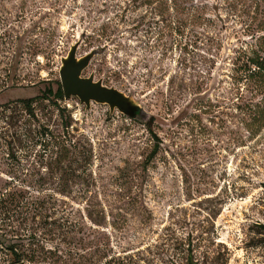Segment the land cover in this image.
<instances>
[{
	"label": "rangeland",
	"instance_id": "1",
	"mask_svg": "<svg viewBox=\"0 0 264 264\" xmlns=\"http://www.w3.org/2000/svg\"><path fill=\"white\" fill-rule=\"evenodd\" d=\"M169 5L161 35L143 0H0V104L10 102L0 107V189L56 171L53 150L91 155L75 165L82 178L68 181L64 161L49 179L90 186L66 198L81 232L64 242L38 231L59 264H126L128 248L141 250L139 264H264V129L252 135L237 120L231 78L236 52L264 44V0ZM77 42V57L96 51L83 76L132 96L138 117L42 95L61 84ZM18 98H34V115ZM149 124L160 137L152 158ZM89 198L93 220L78 211ZM12 263L0 243V264Z\"/></svg>",
	"mask_w": 264,
	"mask_h": 264
},
{
	"label": "trees",
	"instance_id": "2",
	"mask_svg": "<svg viewBox=\"0 0 264 264\" xmlns=\"http://www.w3.org/2000/svg\"><path fill=\"white\" fill-rule=\"evenodd\" d=\"M171 0H143V3L152 6V12L161 18L164 25L160 24V20L156 21L161 35L164 29L172 28L171 21L166 17L170 8ZM165 21L168 23L165 24ZM154 26V25H149ZM237 56L232 62L233 83H235V108L238 111L236 117L239 123L247 132L256 135L264 129V44L258 45L250 50H241L236 52ZM145 75H138L136 79L144 78ZM139 79V80H140ZM144 81V80H143ZM149 83V79L146 80ZM148 85V84H147ZM6 87H3L4 89ZM250 91L252 94L247 97L245 92ZM53 94L56 98H62L64 95L62 85L58 84V88L53 91L50 86L43 92V96ZM257 95L261 98H256ZM34 98H18L24 104L27 113L34 115L33 106ZM15 101V100H12ZM203 101V100H202ZM209 103L204 107L210 109L212 104ZM10 102L1 103L0 107H7ZM203 107V106H202ZM141 111V110H140ZM140 111L138 113H140ZM154 119V118H153ZM149 130L158 140L150 155L154 157L158 152L160 145V137L154 132L152 125L149 124ZM241 137L235 138V144H241ZM65 146V144H63ZM16 154L13 152V157ZM91 155L83 154L81 150H53L51 154V163H55L54 167L48 166L49 174L45 175L42 172L31 170L27 173L23 181L28 182L26 186L23 184H14L9 182L6 187L0 189V243L7 257L15 262H29L41 264H59L56 253L47 248L44 240L38 236V231H45V235L51 236L55 231L59 230L65 238L75 232H81L83 222L75 220L77 218L76 211L66 198L70 194L82 195L84 198L89 194L90 186L86 184H69V180L82 178L88 171L84 169L81 174H77L75 165L88 162ZM64 161H68L65 166L68 181L60 183L50 182L49 179H57L56 175L59 169H63ZM23 173V172H22ZM39 174L36 178L35 175ZM89 175V173H88ZM16 176L12 178L15 179ZM63 178V177H60ZM77 185V186H76ZM92 199L87 200V207L78 210L79 212L88 211V216L92 219V210H90ZM95 221V220H94ZM85 239H80L79 242H84ZM69 243H74L72 238ZM126 251L124 260L126 264H139L142 261V252L140 249ZM189 264H194L193 260L188 259Z\"/></svg>",
	"mask_w": 264,
	"mask_h": 264
},
{
	"label": "water",
	"instance_id": "3",
	"mask_svg": "<svg viewBox=\"0 0 264 264\" xmlns=\"http://www.w3.org/2000/svg\"><path fill=\"white\" fill-rule=\"evenodd\" d=\"M79 46L80 42L73 44L68 55L62 59L60 78L65 98L77 96L87 108L90 107L92 101L108 104L111 111L118 109L126 115L138 117L139 113H135L133 109L141 108L132 96L115 86L105 85L102 79L95 80L94 73L90 76H83V71L90 65L96 51L91 50L84 56L77 57ZM12 264H27V262Z\"/></svg>",
	"mask_w": 264,
	"mask_h": 264
},
{
	"label": "flooded vegetation",
	"instance_id": "4",
	"mask_svg": "<svg viewBox=\"0 0 264 264\" xmlns=\"http://www.w3.org/2000/svg\"><path fill=\"white\" fill-rule=\"evenodd\" d=\"M135 113L139 112L141 109H133Z\"/></svg>",
	"mask_w": 264,
	"mask_h": 264
}]
</instances>
